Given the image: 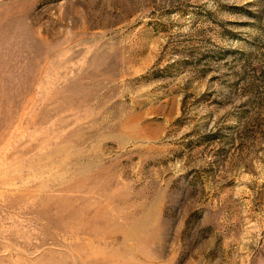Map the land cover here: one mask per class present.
<instances>
[{"label": "rangeland", "instance_id": "374dc122", "mask_svg": "<svg viewBox=\"0 0 264 264\" xmlns=\"http://www.w3.org/2000/svg\"><path fill=\"white\" fill-rule=\"evenodd\" d=\"M0 264H264V0H0Z\"/></svg>", "mask_w": 264, "mask_h": 264}]
</instances>
